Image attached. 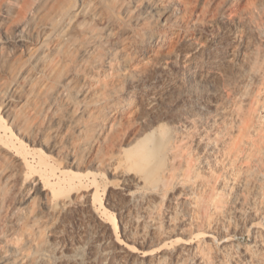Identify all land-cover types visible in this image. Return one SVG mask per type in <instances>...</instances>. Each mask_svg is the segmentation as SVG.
I'll return each mask as SVG.
<instances>
[{
  "label": "rangeland",
  "instance_id": "374dc122",
  "mask_svg": "<svg viewBox=\"0 0 264 264\" xmlns=\"http://www.w3.org/2000/svg\"><path fill=\"white\" fill-rule=\"evenodd\" d=\"M180 1L187 14L176 20L162 13L164 0H83L77 2L79 15L64 25L57 21L51 37V18L35 30L9 27L11 41L5 44L0 32V236L6 229L21 233L24 224L16 220L23 212H39L35 188L48 182L92 194L86 211L63 222L60 230L69 236L91 231V216L108 220L115 209L129 212L132 233L156 225L160 244L183 228L192 249L181 252L177 264H264V0ZM150 35L161 42L145 53L141 40ZM196 50L207 61L205 76L222 79L221 102L231 89H242L225 104L241 109L231 125L211 130L199 115L189 130L216 140L218 155L206 167L192 152L191 177L160 190L146 215L140 200L113 196L108 207L106 186L115 189L118 182L111 183L115 178L101 169L113 154L92 143L93 115L126 106L137 93L150 95L165 80L182 89L181 57ZM110 54L118 58L112 66L103 62ZM139 72L146 83L133 87L127 77ZM154 74L161 82L152 81ZM111 218L118 223L117 215ZM179 245L172 242L158 252L160 264H170L167 253ZM1 247L6 253L15 249L0 239Z\"/></svg>",
  "mask_w": 264,
  "mask_h": 264
},
{
  "label": "bare ground",
  "instance_id": "6f19581e",
  "mask_svg": "<svg viewBox=\"0 0 264 264\" xmlns=\"http://www.w3.org/2000/svg\"><path fill=\"white\" fill-rule=\"evenodd\" d=\"M78 1L83 0H0V32L4 44L11 41L9 27H15L18 32L35 30L50 18L53 21L46 27V36L51 37L57 29V21L64 25L79 15ZM163 5L162 13L175 20L187 14L186 7L181 8L180 0H164ZM262 35L264 37V32ZM160 42V36H147L141 40V49L145 53L153 52ZM126 49L124 45L122 55ZM117 59L116 54H110L103 62L112 66ZM181 61L185 64L182 89L173 80H165L150 95L137 93L128 105H111L93 115L90 123L92 143L113 154L101 169L115 178L111 183L118 182L115 189L106 186L108 207L113 196L127 202L140 200L141 210L146 215L150 201L160 190L181 177L190 178L196 160L208 167L210 159L218 155L216 140L204 139L200 132L189 131L195 119L199 115L205 116L208 128L212 130L226 123L231 125L233 116L239 115L240 108L225 104L242 89H231L226 100L221 102L223 92L219 84L222 79L205 76L207 61L202 58L201 51L183 54ZM242 63L249 69V61ZM130 77L132 80L127 77V81L137 88L147 79L141 72ZM153 80L161 82V75L154 74ZM205 87L213 88L215 93L205 95L201 91ZM9 91L10 88H4L2 97L6 98ZM172 92L176 93V100L168 96ZM169 123L174 127H167ZM238 128L242 130V127ZM77 129L81 131L82 128ZM194 151L200 154L196 160L193 159ZM119 160H123L124 165L118 163ZM117 163L118 167H115ZM98 166H94L97 171ZM35 190L40 195L39 212L20 215L15 224H24L21 233H14L12 229L2 231L0 239L14 244L15 249L6 253L1 247L0 264H160L163 259L158 252L164 251L167 244L180 241L179 250L167 253L170 264H177L180 253L192 249L182 238L183 228L160 244L161 234L156 225L153 224L147 233L143 230L132 233L129 212L115 209H111L114 213L108 214V220L91 216V231L83 230L69 236L60 230L63 222L86 211L91 206L92 194L73 185L56 188L48 182L37 183ZM186 211L189 212L188 207ZM112 215L118 216V223ZM206 237L209 241L215 239L211 234Z\"/></svg>",
  "mask_w": 264,
  "mask_h": 264
}]
</instances>
